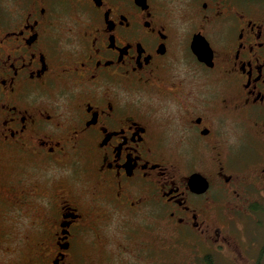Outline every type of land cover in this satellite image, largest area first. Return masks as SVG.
<instances>
[{
    "label": "flooded vegetation",
    "instance_id": "flooded-vegetation-1",
    "mask_svg": "<svg viewBox=\"0 0 264 264\" xmlns=\"http://www.w3.org/2000/svg\"><path fill=\"white\" fill-rule=\"evenodd\" d=\"M253 193L264 0H0V264L261 263Z\"/></svg>",
    "mask_w": 264,
    "mask_h": 264
},
{
    "label": "rangeland",
    "instance_id": "rangeland-1",
    "mask_svg": "<svg viewBox=\"0 0 264 264\" xmlns=\"http://www.w3.org/2000/svg\"><path fill=\"white\" fill-rule=\"evenodd\" d=\"M253 199V202L257 205V203H264V200L261 199V195L259 193H253V196H250ZM252 202V203H253ZM262 211H258L251 215L252 218L244 217L242 220L238 221V225L236 223L237 228L241 229L240 239L246 240L251 245L250 253L248 255L255 257L254 254L259 252V247L264 245V208ZM264 249V248H263ZM259 258L262 264H264V252H260ZM217 264H229L221 262V260H217ZM145 264V263H144ZM159 264H161L159 262ZM237 264H249L248 261L244 262L242 258H238Z\"/></svg>",
    "mask_w": 264,
    "mask_h": 264
},
{
    "label": "trees",
    "instance_id": "trees-1",
    "mask_svg": "<svg viewBox=\"0 0 264 264\" xmlns=\"http://www.w3.org/2000/svg\"><path fill=\"white\" fill-rule=\"evenodd\" d=\"M257 264H262V263H257Z\"/></svg>",
    "mask_w": 264,
    "mask_h": 264
}]
</instances>
